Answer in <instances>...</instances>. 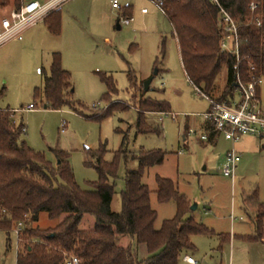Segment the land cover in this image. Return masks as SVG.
<instances>
[{"label":"rangeland","instance_id":"1","mask_svg":"<svg viewBox=\"0 0 264 264\" xmlns=\"http://www.w3.org/2000/svg\"><path fill=\"white\" fill-rule=\"evenodd\" d=\"M129 3L133 5L132 22L118 29L117 23L124 18L122 10ZM120 5L121 9H112L110 0H67L61 6L59 37L40 22L2 45L0 107L22 110L30 103L36 104L34 110L16 113V120L26 128L22 139L53 165L58 163L55 150L68 153L75 180L85 190H91L90 182L99 177L97 170L87 165L92 160L90 151L103 147L104 159L110 162L122 146L130 152L163 150L164 162L148 169L143 177V183L152 191L151 206L157 212L155 229L176 214L174 201L157 200L156 177L161 176L173 180L191 206L196 204L189 216L210 230V234L191 236L194 249L189 254L197 264H238L239 255H248L247 245L240 237L256 234L257 204L264 202V136L244 138L235 146L224 137H219L216 144L203 142L200 124L204 117L200 114L210 104L207 96L187 80L168 16L152 0H120ZM144 8L147 12H143ZM13 9L12 1L5 6L0 4V22ZM55 51L61 54L63 68L71 73L70 91L77 105L44 108L45 100L37 94V89L44 86L45 76L50 74ZM158 69L160 72L146 91L144 82ZM129 71L133 73L131 78ZM106 78H112L117 89L108 101L103 100L109 90ZM225 78L223 69L218 83L224 86ZM147 97L169 104L171 112L167 114L147 113L148 122L158 125L159 133H138L135 127L137 103ZM260 99L264 110V81ZM115 104L120 110L101 117ZM190 129L195 133H190ZM233 147L241 153L234 179L222 173L224 154ZM128 167L136 168L137 162H130ZM125 171L122 160L118 177L110 179L116 185L112 202L115 211L121 210ZM57 223V219L42 212L35 226L48 228ZM94 225V218L85 215L81 228L92 229ZM15 230H0V264H16ZM261 241L249 242L254 243L249 252L258 256L252 264H264ZM146 255L145 246L140 245L141 264Z\"/></svg>","mask_w":264,"mask_h":264},{"label":"trees","instance_id":"2","mask_svg":"<svg viewBox=\"0 0 264 264\" xmlns=\"http://www.w3.org/2000/svg\"><path fill=\"white\" fill-rule=\"evenodd\" d=\"M10 1L19 9L25 0H0L1 6ZM162 1L174 29V37L179 41L182 63L190 84L206 96L227 102L236 92V72L247 79L250 65L255 66L256 74L264 76V32L249 23L253 14L251 2L261 5V11L254 15L263 20L264 0H220L221 4L240 25V57L237 66L234 54L220 49L221 28L218 26V8L210 0H157ZM60 8L51 12L44 20L53 35L61 30ZM130 17V12H124ZM160 56H165V45ZM59 52L52 54L50 74L45 76L44 86L37 94L45 100L47 108L71 107L73 101L70 89L71 73L62 66ZM159 57L155 61V66ZM226 70L224 86L218 83L222 70ZM160 69H158V73ZM129 71V77H132ZM153 75V74H152ZM156 76V75H155ZM154 76V78H155ZM108 92L103 100L108 101L116 86L112 78H106ZM260 89L258 90L259 97ZM144 95V93H143ZM78 104V103H77ZM76 104V105H77ZM138 117L135 127L138 133H159L158 125L148 122L147 113L170 111L165 101L142 98L137 103ZM120 110L110 105L101 117ZM123 111V110H121ZM24 123L18 122L11 113L0 111V230L9 232L21 223L18 237L16 264H65L73 255L80 264H141L138 248L145 246L147 258L144 264H180L182 258L194 249L191 236L210 234V230L196 222L189 214L191 202L179 192L169 178L156 177L158 202L174 201L176 214L155 229L157 212L151 206V193L143 183L146 171L164 162L166 152L161 149L130 152L122 146L115 152L112 161L104 159L106 149L101 147L90 151L92 160L87 165L99 174L96 181L90 182L92 189L85 190L77 183L69 164V154L55 150L58 163L51 164L45 155L31 148L22 139ZM214 136L210 124L205 128ZM216 134V133H215ZM126 165L124 189L121 191V210L115 211L112 202L115 182L121 161ZM137 162L136 168H129L130 162ZM42 212L55 226L40 228L35 226ZM256 234L241 238L254 242L264 238V202L257 204ZM85 215L92 216L95 225L92 229L81 228ZM125 237L132 238L128 246L122 244Z\"/></svg>","mask_w":264,"mask_h":264},{"label":"built area","instance_id":"3","mask_svg":"<svg viewBox=\"0 0 264 264\" xmlns=\"http://www.w3.org/2000/svg\"><path fill=\"white\" fill-rule=\"evenodd\" d=\"M67 0H26L19 8L12 10L8 17H4L0 22V47L9 40L19 36L28 27L43 22L45 18L53 11L59 9ZM113 9L121 7L120 0H110ZM218 8V26L221 28L222 36L220 39V49L224 53L234 54L237 58V66L241 63L240 57V25L228 13L221 4L220 0H210ZM160 7L162 1H157ZM249 9L253 14L249 23H253L257 28L264 32L263 20L254 14L261 11V5L251 2ZM132 21L130 17L121 19V23L129 25ZM190 83V80L187 79ZM264 81V76L256 74L255 66L250 65V71L247 79H243L239 70L236 72L235 87L236 92L233 98L227 102H218L207 96L209 109L202 113L206 122L212 127L213 131L223 136L226 140L236 142L243 135L263 136L264 135V110L258 97V90ZM36 104L30 103L25 109L11 110L9 108H0L2 112H9L15 118L16 113L23 110H34ZM16 119V118H15ZM26 132V128H23ZM190 133H195L190 129ZM201 139L207 140L208 134L201 135ZM241 159V155L232 148L227 151L224 157L222 173L226 177L234 178L236 168ZM21 223L18 224L15 232L17 236L21 230ZM184 260L189 264H197V261L191 256H184ZM81 260L76 256H69L65 264H80Z\"/></svg>","mask_w":264,"mask_h":264},{"label":"crops","instance_id":"4","mask_svg":"<svg viewBox=\"0 0 264 264\" xmlns=\"http://www.w3.org/2000/svg\"><path fill=\"white\" fill-rule=\"evenodd\" d=\"M26 1V0H25ZM42 1H46V0H42ZM152 1H155L156 3H157V0H152ZM110 3H111V1H110ZM158 4V3H157ZM111 7H112V5H111ZM160 7V6H159ZM132 8H133V5L132 4H127L124 8H123V10H122V13H124V12H130L131 13V16H130V18H132ZM161 8V7H160ZM113 9V8H112ZM119 9H121V7L119 8ZM162 9V8H161ZM13 10H15V9H13ZM163 11V10H162ZM60 18H61V30H60V33H61V31H62V7H60ZM143 12H147V9H143ZM163 13H165L164 11H163ZM165 15H166V13H165ZM167 16V15H166ZM44 22V21H43ZM132 22V21H131ZM45 23V22H44ZM170 23H171V21H170ZM171 25H172V23H171ZM120 27L118 28V24H117V28L118 29H120L121 27H122V23H121V21H120V25H119ZM172 29H173V26H172ZM59 33V34H60ZM174 33V29H173V31H172V34ZM53 35V34H52ZM55 37H59V36H55ZM175 39H176V41H177V44H178V47H179V52H180V57H181V51H180V45H179V41H178V39L175 37ZM55 52H57V51H55ZM54 53V52H53ZM52 53V54H53ZM182 59V58H181ZM184 67V66H183ZM165 70V69H164ZM185 70V69H184ZM187 75V74H186ZM187 79H188V77H187ZM259 100H261L260 99V93H259ZM260 103H261V101H260ZM28 106V105H27ZM1 108V107H0ZM209 109V108H208ZM206 112V111H205ZM204 113V112H203ZM202 114V113H201ZM200 114V115H201ZM203 117V116H202ZM15 118H16V115H15ZM204 121H203V123H201L200 124V127H201V129H202V133H201V135L202 134H204V133H207L208 134V139L207 140H203V139H201V136H200V139L203 141V142H209V143H212V144H216L217 143V139L219 138V137H223V136H220V135H218V134H215L214 133V136L213 137H211L210 136V134H209V132L205 129L206 128V125L207 124H209L208 122H206V120L205 119H203ZM264 136V135H263ZM263 136H259V137H263ZM250 137H255V138H257L258 136H252V135H243V136H241L236 142H232V144L235 146V144H237V143H240L241 141H243V139L245 138V139H250ZM225 139V138H224ZM226 140V139H225ZM226 141H229V140H226ZM236 151H237V149H236V147H233ZM231 150V149H230ZM227 151H229V150H227ZM227 151L225 152V154H224V157H225V155H226V153H227ZM238 152V151H237ZM239 153V152H238ZM240 155H241V153H239ZM241 160V159H240ZM240 162V161H239ZM236 172V171H235ZM235 176V175H234ZM232 179H234V178H232ZM209 211H206V213H208ZM242 236H246V235H241V237ZM240 237V238H241ZM235 238H236V236H235ZM242 239V238H241ZM243 240V239H242ZM230 241H231V239H230ZM245 243H246V245L247 246H245V247H247L248 248V255L247 256H243V255H239V257L237 258L238 259V264H243V261L245 260V263L246 264H252V261H253V259H256V257H258V256H255L254 257V255H252L251 254V252H249V247H251L253 244H251V243H249V242H246L245 240H243ZM258 241H255V243H257ZM262 243H263V246H264V238L262 239V241H261ZM133 243V240H132V238H129V237H125V238H123L122 239V244L124 245V246H128V245H131ZM146 249V248H145ZM246 250V249H245ZM146 252H147V250H146ZM186 255H188V256H191L190 254H186ZM185 255V256H186ZM147 256H148V254L146 255V257H145V259L147 258ZM192 257V256H191ZM234 258H235V255H234V252H233V260H234ZM181 262H183V263H186V264H189V263H187L185 260H184V257L182 258V260H181ZM180 262V263H181Z\"/></svg>","mask_w":264,"mask_h":264},{"label":"water","instance_id":"5","mask_svg":"<svg viewBox=\"0 0 264 264\" xmlns=\"http://www.w3.org/2000/svg\"><path fill=\"white\" fill-rule=\"evenodd\" d=\"M27 1H28V0H27ZM117 24H118V28H119V27H120V26H119V25H120V22H118ZM157 73H158V70H155L154 74H153L149 79H147V80L144 82V89H145L146 91H148V90L150 89V85H151V83H152V81H153V79H154V76H155ZM44 108H47V105H44ZM191 209H192V210L196 209V204H195V205H192V206H191Z\"/></svg>","mask_w":264,"mask_h":264}]
</instances>
